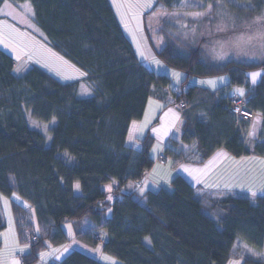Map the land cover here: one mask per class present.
Segmentation results:
<instances>
[{"label": "trees", "instance_id": "trees-1", "mask_svg": "<svg viewBox=\"0 0 264 264\" xmlns=\"http://www.w3.org/2000/svg\"><path fill=\"white\" fill-rule=\"evenodd\" d=\"M6 1L31 3L48 46L85 75L92 91L81 97L78 82L62 83L33 65L16 74L15 58L0 48V234L8 205L19 242L29 247L22 264H38L50 245L66 244L68 223L82 242L124 264H228L238 241L263 249L264 197L254 202L248 196L217 197L181 175L170 188L139 192L155 162L150 156L155 140L147 135L141 150L129 147L130 125L143 118L149 99L167 102L172 86L167 75L139 61L112 0H0V7ZM184 1L156 0L146 14L182 10ZM195 1L201 11L218 2ZM224 1L231 11L237 7L252 17L264 9V0ZM164 35L166 45L156 54L185 74L173 95L186 108L180 138L165 148L162 164L167 157L204 163L220 148L237 158L264 156V74L255 86L248 77L264 70V61L216 62L202 42L170 30ZM148 38L154 46L149 31ZM220 76L229 77L230 87L248 88L247 107L263 119L256 139L248 142L236 130L237 123L248 121L229 113L227 88L215 93L185 87L193 77ZM28 116L55 121L50 143L29 126ZM108 183L109 191L103 187ZM94 232L102 234L103 244ZM48 264L104 263L73 250Z\"/></svg>", "mask_w": 264, "mask_h": 264}, {"label": "crops", "instance_id": "crops-1", "mask_svg": "<svg viewBox=\"0 0 264 264\" xmlns=\"http://www.w3.org/2000/svg\"><path fill=\"white\" fill-rule=\"evenodd\" d=\"M124 2V0H122ZM200 3L197 1L185 0L183 3V9L177 11V14L187 15L188 12H201L199 10ZM114 8V7H113ZM136 12L142 17L141 21H146V18L150 15L146 14L151 11V9H141L139 4L135 6ZM140 8V9H139ZM115 9V8H114ZM116 12V10H115ZM117 14V12H116ZM118 16V14H117ZM119 18V16H118ZM121 21V20H120ZM143 31H133L127 32L123 26V30L127 38L131 41L133 47L138 44L141 49V56H138L140 62L148 65L154 72L158 74L167 75L171 80L170 97L167 102L160 101L156 98L149 99L144 116L140 120H135L131 123L128 132L126 143L129 147L135 148L134 145L139 144L142 146V139L147 135H151L155 142L151 150L150 156L155 161L153 167L146 173L144 180V186L139 192L145 190L157 191L159 188H170V183L173 178L177 175H181L186 178L191 184L198 188L200 192H209L217 197H224L227 195H252L253 192L256 194L263 192V194H258L260 196L264 195V156L247 155L240 158L232 156L224 148L216 150L206 162L204 163H189L180 162L176 163L172 158L167 157V163L162 164L157 161L158 157L164 154L165 148L171 144L173 139H179L181 134V122L182 115L178 104L176 103L173 92L179 91L181 82L185 79V74L168 67L164 62H162L157 54L156 50L160 49L156 43L154 46L148 38V29L146 24ZM132 35L133 41L130 37ZM41 40L47 43L46 37L39 34ZM40 47L46 50V53L52 57L55 62L59 63L63 70L59 71L62 73L63 77H68L69 72H72L71 67L73 65L66 63V61L59 56L54 54L50 47H45V45L36 39H33ZM44 57V56H43ZM26 59V58H25ZM25 59L20 58L16 60L15 69H20V72L25 70L23 62ZM27 61V65L37 66L43 69L45 72L52 75L54 78L62 83H74L78 82L80 88L87 86L85 83V75L81 72L76 80L63 78L60 80L59 76L51 74L43 68L38 62ZM44 61L47 65L48 63ZM228 61V60H225ZM42 63V62H41ZM224 63V62H223ZM43 64V63H42ZM69 64V65H67ZM26 65V64H25ZM44 65V64H43ZM47 67V66H46ZM14 69V70H15ZM48 69H50L48 67ZM51 70V69H50ZM172 70L176 71L174 73ZM52 71V70H51ZM53 73L56 71H52ZM180 72V73H178ZM58 73V72H57ZM173 81L175 83H173ZM209 81H214V84L208 83ZM258 82L250 83L251 86H255ZM198 86L210 89L212 92L221 90L222 88L228 89V94L225 96L236 95V93H231L230 90V79L227 76L213 77V78H198L193 77L189 80L187 85ZM88 87V86H87ZM89 88V87H88ZM182 88V87H181ZM185 88V89H186ZM88 96L92 95L91 89ZM249 92L246 91L243 95H247ZM239 95V94H237ZM151 102V103H150ZM175 113H178L176 117ZM149 114V115H148ZM262 117H258L255 121L251 122H241L245 127H249L250 124L259 122V130L262 124ZM167 123V124H166ZM245 123H248L246 125ZM162 124V125H161ZM238 123L236 124V130L239 129ZM162 126V127H161ZM169 127V128H168ZM160 132V133H159ZM242 134V133H241ZM258 135V133H257ZM257 135L254 139L257 138ZM160 136L164 138L161 139ZM236 158V159H235ZM170 162V164H169ZM256 182V183H255ZM132 188V185L127 186L124 191ZM6 205V204H5ZM8 205H6L7 207ZM9 208V206H8ZM7 211V208L5 209ZM6 228L0 234V264H21V258L24 254L29 252V247L23 245L19 242L18 235L16 232L14 220L11 216L10 209L5 212ZM66 225V224H65ZM65 225L63 226L65 230ZM71 225V224H70ZM72 226V225H71ZM69 241L60 246H51L47 250L40 254V261L38 264H48L51 261L61 260L66 255H68L73 250H79L89 256H92L101 261L104 257L103 250L100 248L91 247L84 242H82L74 232L73 226L65 230Z\"/></svg>", "mask_w": 264, "mask_h": 264}, {"label": "rangeland", "instance_id": "rangeland-1", "mask_svg": "<svg viewBox=\"0 0 264 264\" xmlns=\"http://www.w3.org/2000/svg\"><path fill=\"white\" fill-rule=\"evenodd\" d=\"M229 1L236 5L238 4L237 0ZM155 3L156 0H124V2L122 0H112L113 7L119 16V20H121L120 22L124 25L127 32L130 30L133 31V29L143 31L145 23L153 41L159 48L166 45L167 39L164 35V30H170L171 32L177 33L179 38L186 36L185 40L187 41L202 42L211 60L216 62L223 63L227 62L225 60H228L241 63H257L264 61V9L255 15V17H252L248 16L249 12L240 11L237 7L231 11L224 0L223 2L218 0L216 6H214V2L212 3L210 12L207 8L201 12L193 11L184 15L182 13L177 14L176 10H159L157 12H152L150 16L146 18V21H141L142 17L136 12L135 6L139 4L141 9L147 10L151 9ZM196 13H204V15L195 16L194 14ZM0 16V48L10 53L16 60L26 58L25 62H23L25 69L30 66L27 65V61L34 60L33 62L37 61V64H40L45 70L51 72V74L59 76L60 80H64L63 78L76 80L79 77L81 71L76 67L70 66V63L66 60L72 72L66 74L68 77H63L62 73H59V71L63 70L61 65L55 62V60L46 53L43 47L33 42V39H36L41 41L45 47H49L48 44L44 43L39 37V34L44 37L46 36L34 22L35 14L30 2L16 3L6 1L0 7ZM200 23H203V25L199 26L198 24ZM130 37L133 41L132 35H130ZM133 43L136 54L141 56L142 52L140 47L138 44L135 45V42ZM42 60H45L48 65ZM48 67L52 71H56V73H53ZM172 71L176 73V71ZM21 72L19 68L15 69L16 74H21ZM253 74H256L255 79H253ZM263 74L264 70L249 72L248 77L250 83L258 82ZM173 83L175 82L173 81ZM87 89H89L87 86L80 88L79 96H88L89 91ZM241 91L244 94L248 91V88L246 86L235 85L230 90L231 93L236 94H239ZM175 115L177 117L178 113H175ZM181 115L183 116V114ZM27 121L31 128L43 132L47 137L48 143H50L51 136L49 134V129L55 124V121L42 122L30 116H28ZM238 127V130L248 142L253 140L259 132L258 121L250 124L249 127H245L242 123H239ZM160 138L164 140L162 136H160ZM134 147L138 151L141 150L139 144L134 145ZM103 187L105 190L109 191V189L112 188V184H104ZM258 194H263V192ZM258 194L255 196L246 194L240 196H248L254 202L255 197H264V195L260 196ZM9 209L10 207L8 208L7 206V211ZM7 211L5 210V212ZM69 227H72L70 223L66 224L65 230L69 229ZM245 259L252 260V264H255L253 262L264 264V247L259 251L242 241H238L233 248L228 264H243ZM101 262L104 264H124L117 258L107 254L104 255Z\"/></svg>", "mask_w": 264, "mask_h": 264}, {"label": "built area", "instance_id": "built-area-1", "mask_svg": "<svg viewBox=\"0 0 264 264\" xmlns=\"http://www.w3.org/2000/svg\"><path fill=\"white\" fill-rule=\"evenodd\" d=\"M248 100H249V97L246 95L245 96L232 95L230 96V98H228L226 102V107L229 113L235 116L239 121L251 122L253 120H256L258 117H262L260 114L250 110L247 107ZM178 106H179L181 114H183L186 108L185 103L180 102L178 103ZM159 160L161 163L166 162V158L163 154L159 156ZM93 234H94V237L98 240V242L103 244L104 240H103L102 234H100L99 232H94ZM22 263L23 262L21 260V264Z\"/></svg>", "mask_w": 264, "mask_h": 264}, {"label": "snow or ice", "instance_id": "snow-or-ice-1", "mask_svg": "<svg viewBox=\"0 0 264 264\" xmlns=\"http://www.w3.org/2000/svg\"><path fill=\"white\" fill-rule=\"evenodd\" d=\"M211 9H212V5H209V6H208V11L210 12ZM194 15H195V16H201V15H204V13H196V14H194ZM255 75H256V74H253V79H255ZM208 83H210V84H214L215 82H214V81H209ZM239 94H240V95H243V92L241 91ZM150 103H151V102H150ZM77 187H79V185H77ZM109 190H110V189H109ZM252 195L255 196L256 193L253 192Z\"/></svg>", "mask_w": 264, "mask_h": 264}]
</instances>
